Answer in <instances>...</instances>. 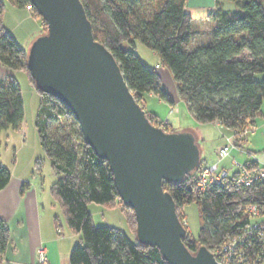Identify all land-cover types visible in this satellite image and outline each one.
Listing matches in <instances>:
<instances>
[{"label": "trees", "instance_id": "16d2710c", "mask_svg": "<svg viewBox=\"0 0 264 264\" xmlns=\"http://www.w3.org/2000/svg\"><path fill=\"white\" fill-rule=\"evenodd\" d=\"M81 1L92 22L95 39L112 51L135 98L144 108L145 97L150 93L173 102L157 68L149 66L136 52L139 43L169 66L180 97L199 122L218 121L237 134L264 117V0H232L237 6L234 11L225 10L219 0L217 8L210 13L215 22L212 37L198 46H192L194 18L186 10L187 0ZM9 2L19 7L32 4L31 0ZM6 9L7 0H0V62L13 70L24 71L40 96L35 125L40 143L58 175L51 193L62 206L68 226L81 234L80 243L71 250L69 264H170L157 247L144 245L137 239L134 210L123 204L109 162L86 143L71 108L36 87L27 64V50L4 26ZM32 11L42 20L45 32V21L35 7ZM147 113L156 124L157 115ZM24 119L23 93L17 78L0 79V151L1 132L10 127L20 130ZM203 164L201 158L192 173L177 182L164 183L186 228L185 207L191 203L199 206V233L194 236L187 228L184 238L191 251L201 245L217 247L252 222L264 224V179L248 187L214 185L202 191L196 184V176ZM11 174L0 154V190L9 183ZM92 202L110 208L118 204L134 239L120 228L95 225L88 208ZM248 203L259 205L258 217L238 209ZM10 239L11 229L0 218V264L4 263ZM242 249L249 256L247 262L264 264V242L254 239Z\"/></svg>", "mask_w": 264, "mask_h": 264}, {"label": "water", "instance_id": "95a60500", "mask_svg": "<svg viewBox=\"0 0 264 264\" xmlns=\"http://www.w3.org/2000/svg\"><path fill=\"white\" fill-rule=\"evenodd\" d=\"M31 2L47 26L27 50L35 85L71 108L86 143L109 162L120 199L135 212L139 242L170 264H219L206 245L185 244L188 230L164 188L199 166L195 138L149 119L112 51L95 39L81 0Z\"/></svg>", "mask_w": 264, "mask_h": 264}, {"label": "crops", "instance_id": "0c3cea01", "mask_svg": "<svg viewBox=\"0 0 264 264\" xmlns=\"http://www.w3.org/2000/svg\"><path fill=\"white\" fill-rule=\"evenodd\" d=\"M217 2H219V0H187L186 10L191 13L194 21L196 17H202L209 21L214 27L215 22L211 19L210 13L217 8ZM220 2L225 10L234 11L237 9L236 4L232 0H220ZM38 20L39 18L34 16L32 10H29L27 7H19L7 0V9L3 19L4 26L14 36L18 43L22 37L32 40L36 37L35 35L38 33L39 29L44 30L45 26L41 19V23L39 22L40 25L38 27ZM26 23L31 24V29H24ZM212 31L213 28L208 33L194 31L192 46L208 43L212 37ZM153 54L156 55L154 51ZM156 56L158 57V55ZM158 59L160 58L158 57ZM9 76H15L21 87L22 84L20 81H23V83L24 81H27L29 89L31 88L36 92L31 85L28 75L24 71L13 70L4 66L0 62V79H5ZM152 94L153 93H150L148 95ZM23 99L25 108L26 103L24 93ZM39 103L40 96L37 110ZM146 111L155 114L153 111ZM157 117L159 118V116ZM213 123L219 128L224 129L222 132L225 138L232 135L231 130L224 127L218 121ZM256 125V131L248 134L244 141L231 151V165L222 164V167L229 170L230 173H235L238 170L239 164L247 162H256L259 165H264V117L259 118ZM9 130L10 129L8 128L7 131H5L6 135L4 140L2 135L3 132H1L0 151L1 160L11 169L12 173L9 183L0 190V218L5 220L11 229V239L4 256L3 264H37V249L39 246L44 245L47 249V253H49V243L56 241L61 242L64 240L60 235L62 225L61 222H58L55 213L56 201L53 194L51 191H45L40 186L38 181L39 176L34 173L32 164L33 159L30 157L25 158V160L23 158L21 159L17 155L18 149L16 147L13 151L12 149L10 150L8 146L9 144L7 143L12 133ZM25 144L26 143L21 140L19 144L21 150L24 149V146H26ZM224 145L225 144H222L219 149ZM11 154L13 155V160H8L9 162H6L5 159ZM24 184L27 185L23 189ZM60 255L58 258L56 256L52 257L48 255L50 264H61Z\"/></svg>", "mask_w": 264, "mask_h": 264}, {"label": "rangeland", "instance_id": "374dc122", "mask_svg": "<svg viewBox=\"0 0 264 264\" xmlns=\"http://www.w3.org/2000/svg\"><path fill=\"white\" fill-rule=\"evenodd\" d=\"M39 22L41 23L40 19L38 20V27L40 25ZM212 28H214L212 24L204 18H195L193 32L200 31V33H208ZM24 29H31V24L26 23ZM43 33L44 30L39 29L38 33L35 36H40ZM36 37H34V39L32 40L22 37L19 41V44L26 50H29ZM136 52L149 66L157 68V71L161 76L163 87L168 92L170 100H172L173 102L171 103L169 100L160 99L155 94L146 95L145 109L155 112V114H157V116H159L161 120L168 119L170 123H167L165 127L166 130H174L177 132H186L191 134L196 140L204 164L211 165L217 163L220 160L218 163L220 167L223 166L222 164L231 165L230 155L223 159H219V150L221 149H219V147L222 144H230L228 142V139L223 136L222 131L224 129L219 128L213 122L201 123L195 118L187 102L183 100L179 95L177 82L172 74L171 69L167 64H164L160 59H158V57L153 54V51L150 48L139 43L136 47ZM20 82L22 84L21 88L23 89L22 92L24 93L25 97L26 117L22 124V130H15L12 127L9 128V131H11L12 134L10 135L7 144H9L8 146L10 150L12 149V151L15 147L18 149L17 155L21 159L23 158L25 160V158L27 157L33 159L32 164L34 173L39 176L38 181L40 186L48 192L52 190V186L56 182L58 175L40 143L38 130L35 125V116L37 114V104L39 96L31 88V90L29 89V84L27 81H24V83L23 81ZM171 105H174L176 107L175 112H170ZM5 131H7V129H4L2 131L3 140L6 135ZM21 140L22 142L26 143V146L23 145V150H21V147L19 145ZM233 149L234 148L230 150V154ZM12 158L13 155L11 154L5 160L6 162H9L8 160L11 161L13 160ZM55 204V213L58 222H61L62 225V231H60V235L64 238V240H62L61 242L56 241L49 243V253H47V256H56L58 258L61 254L60 263L69 264L71 250L76 243H80L81 234L74 232L68 226L62 206L60 205V203H58V201H56ZM88 208L95 225H107L120 228L121 230L125 231L132 239H134V234L130 229L125 213L118 204L110 208L106 205L92 202L89 203ZM184 211V223L186 224L188 230L192 232L194 236H197L200 229L199 206L196 203H191L185 207Z\"/></svg>", "mask_w": 264, "mask_h": 264}, {"label": "built area", "instance_id": "2783aa9c", "mask_svg": "<svg viewBox=\"0 0 264 264\" xmlns=\"http://www.w3.org/2000/svg\"><path fill=\"white\" fill-rule=\"evenodd\" d=\"M33 5L29 4L27 8L33 9ZM176 107L171 105L170 112H175ZM168 119L156 120V125L166 129ZM257 125H249L245 127L243 132L227 136L228 142L219 150V159H223L230 155V150L240 144L241 139L248 134L254 133ZM220 161V160H219ZM217 163L208 165L203 164L199 168L196 176V184L202 191H208L214 185L227 186L229 184L236 187H248L253 183L264 179V165H253L250 162L239 164L238 170L235 173H230L224 167H220ZM239 210L244 213H250L252 217L256 218L260 215V207L256 203H248L238 206ZM256 239L259 243L264 242V224L252 222L246 226L239 234L230 237L226 242L213 248H209L215 255L219 264H250L247 262L249 256L242 249L245 244L251 245L253 240ZM37 264H50L47 256V249L44 245L39 246L37 249Z\"/></svg>", "mask_w": 264, "mask_h": 264}]
</instances>
